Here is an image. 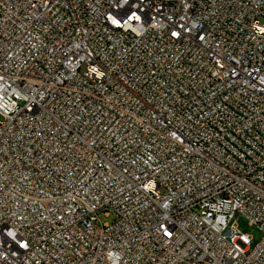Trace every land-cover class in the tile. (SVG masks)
Wrapping results in <instances>:
<instances>
[{
    "label": "built area",
    "instance_id": "obj_1",
    "mask_svg": "<svg viewBox=\"0 0 264 264\" xmlns=\"http://www.w3.org/2000/svg\"><path fill=\"white\" fill-rule=\"evenodd\" d=\"M0 264H264V0H0Z\"/></svg>",
    "mask_w": 264,
    "mask_h": 264
},
{
    "label": "rangeland",
    "instance_id": "obj_2",
    "mask_svg": "<svg viewBox=\"0 0 264 264\" xmlns=\"http://www.w3.org/2000/svg\"><path fill=\"white\" fill-rule=\"evenodd\" d=\"M103 219V222L104 223H112L113 222V216L112 217H109V218H102ZM237 225H238V228L239 230L249 236L253 242V245H256L258 244L261 239H262V233L259 229H257L256 227H252L250 226L249 224V221L243 217V216H240L237 218Z\"/></svg>",
    "mask_w": 264,
    "mask_h": 264
}]
</instances>
